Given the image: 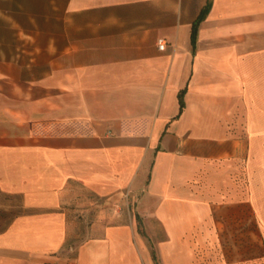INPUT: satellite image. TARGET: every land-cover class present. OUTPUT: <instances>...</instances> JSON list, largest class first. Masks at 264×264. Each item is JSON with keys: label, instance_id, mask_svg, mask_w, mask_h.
Wrapping results in <instances>:
<instances>
[{"label": "crops", "instance_id": "crops-1", "mask_svg": "<svg viewBox=\"0 0 264 264\" xmlns=\"http://www.w3.org/2000/svg\"><path fill=\"white\" fill-rule=\"evenodd\" d=\"M2 2L0 264H264V0Z\"/></svg>", "mask_w": 264, "mask_h": 264}, {"label": "rangeland", "instance_id": "rangeland-1", "mask_svg": "<svg viewBox=\"0 0 264 264\" xmlns=\"http://www.w3.org/2000/svg\"><path fill=\"white\" fill-rule=\"evenodd\" d=\"M6 13H9L10 16L8 17ZM22 19L23 18L19 17L17 14L16 6L5 7V4H3L2 0H0V42H19L24 39L23 34L22 38H20L21 34L15 30L16 27L13 24V21H21ZM7 28H9V30H7ZM25 39L27 40V45L25 47H31L32 44L30 43L35 40V34H25ZM16 47L17 46L15 45L14 48L11 47L10 50L16 51ZM73 188L77 198L75 197L70 211L74 216V219L77 221V224L74 226V240L72 241V245L76 246L86 237L91 235L90 230L93 219L95 218V215H97L98 211L105 208V206L102 208L105 198H100L94 195L79 184H74ZM117 203L118 206L111 207H118L119 210L124 211V214H131L133 216L132 206L126 199H122ZM24 211L27 210L22 207L19 198L13 195L4 194L0 191V229H2L14 215ZM135 221L137 225V232L146 240L145 225L139 217H136Z\"/></svg>", "mask_w": 264, "mask_h": 264}, {"label": "trees", "instance_id": "trees-1", "mask_svg": "<svg viewBox=\"0 0 264 264\" xmlns=\"http://www.w3.org/2000/svg\"><path fill=\"white\" fill-rule=\"evenodd\" d=\"M207 11V6L205 8L202 9L200 15L197 17V20L194 22L193 24V27H192V32H191V38H192V41H194V35H195V29H196V25H197V22L204 16V14L206 13ZM181 93H179V100H180V104L182 105V100H181ZM153 255V259L155 260L156 262V257L154 255V253L152 254ZM157 264V263H156Z\"/></svg>", "mask_w": 264, "mask_h": 264}, {"label": "built area", "instance_id": "built-area-1", "mask_svg": "<svg viewBox=\"0 0 264 264\" xmlns=\"http://www.w3.org/2000/svg\"><path fill=\"white\" fill-rule=\"evenodd\" d=\"M165 43L166 42H165V40L163 38L157 39V46H158L159 49H163L164 46H165Z\"/></svg>", "mask_w": 264, "mask_h": 264}]
</instances>
